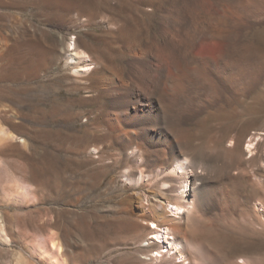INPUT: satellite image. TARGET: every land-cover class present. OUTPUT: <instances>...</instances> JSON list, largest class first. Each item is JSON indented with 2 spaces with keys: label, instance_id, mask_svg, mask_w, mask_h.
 Here are the masks:
<instances>
[{
  "label": "rangeland",
  "instance_id": "rangeland-1",
  "mask_svg": "<svg viewBox=\"0 0 264 264\" xmlns=\"http://www.w3.org/2000/svg\"><path fill=\"white\" fill-rule=\"evenodd\" d=\"M135 2L0 0V216L11 239L9 245L0 243V264H16L20 258L24 264H38L25 254L24 242L39 237L60 244L63 264H143L135 241L147 233L138 231L130 215L137 189L124 182L115 145L101 137L112 102L92 90L91 83L78 82L67 65V43L77 36L81 48L99 47V62L111 70L118 67L114 72L120 80L135 87L128 42L122 34H129L131 43L142 51L161 40L159 17L146 15ZM94 9L99 14L91 22L77 21L79 13L89 17ZM231 46L228 51L247 48L264 57V26L249 32L241 45ZM193 53L220 64L212 48L197 47ZM150 58L155 68L148 78L163 82L162 53L154 50ZM254 94L200 117L201 124L187 129L196 165L210 167L220 178L228 148L234 146L231 139L236 138L243 169L256 182L240 191L242 198L253 195L256 206L242 201L230 211L198 215L194 224L196 235L229 264H264V87ZM94 131L101 133L89 140L98 142L101 150L109 145L99 156L81 145ZM251 135H259L256 143H260L253 152L247 144ZM219 167L223 168L218 171ZM18 182L26 184L33 197L14 204L4 198V190H17L22 186L17 187Z\"/></svg>",
  "mask_w": 264,
  "mask_h": 264
},
{
  "label": "bare ground",
  "instance_id": "bare-ground-1",
  "mask_svg": "<svg viewBox=\"0 0 264 264\" xmlns=\"http://www.w3.org/2000/svg\"><path fill=\"white\" fill-rule=\"evenodd\" d=\"M135 1L138 10L159 17L161 34V40L145 51L131 43L129 34H122L128 42L132 59L130 74L137 80L135 87L120 80L118 72H114L118 67L111 70L110 66L99 62V47L96 51L89 44L86 50L81 48L77 36L67 43V65L78 82L91 83L92 90L108 96L112 102L101 137L115 145L117 161L123 164L122 178L137 189L132 195L131 214H128L133 217L138 231L147 233L144 239L135 241L140 245L142 263L197 264L196 260L200 259L203 264H229L196 235L194 224L198 215L230 211L242 201L254 206L255 197L249 194L242 198L240 191L246 185L253 187L256 182L253 175L243 169L236 138L231 139L234 146L228 148L227 166L222 167V172L221 167L217 169L220 178L213 175L215 170L210 167L196 165L190 153L187 129L194 123L201 124L200 117L240 104L264 87V57L247 48L228 51L231 45H241L249 32L264 26V0ZM97 14V9L91 10L89 17L83 18L79 13L77 21L84 25ZM137 32L135 28L132 33ZM197 47L216 50L220 64L209 57L194 55ZM154 50L163 55V82L148 78L151 77L148 73L154 70L150 62V53ZM100 133L91 132L81 143L86 152L94 151L98 156L105 153L107 143L101 150L98 142L89 140ZM258 137L250 136L249 152L258 149ZM16 184L22 186L17 190L15 187L4 190V198L14 204L27 202L33 191L26 184ZM40 240V237L26 240L25 254L38 264H63L66 258L63 259L60 244L46 237ZM10 242L0 216V243L6 246ZM22 260L18 259L16 264H24Z\"/></svg>",
  "mask_w": 264,
  "mask_h": 264
},
{
  "label": "snow or ice",
  "instance_id": "snow-or-ice-1",
  "mask_svg": "<svg viewBox=\"0 0 264 264\" xmlns=\"http://www.w3.org/2000/svg\"><path fill=\"white\" fill-rule=\"evenodd\" d=\"M152 227H153V228H155V227H156V225H152Z\"/></svg>",
  "mask_w": 264,
  "mask_h": 264
}]
</instances>
